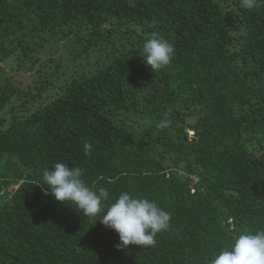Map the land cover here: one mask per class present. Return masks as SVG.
Segmentation results:
<instances>
[{"label": "trees", "instance_id": "1", "mask_svg": "<svg viewBox=\"0 0 264 264\" xmlns=\"http://www.w3.org/2000/svg\"><path fill=\"white\" fill-rule=\"evenodd\" d=\"M49 31L102 61L26 115L0 116V264H210L234 236L264 230V4L0 0V112L20 92L5 62L22 69ZM153 33L175 46L162 70L142 56ZM56 162L109 201H156L170 227L155 246L118 249L99 216L45 194Z\"/></svg>", "mask_w": 264, "mask_h": 264}, {"label": "clouds", "instance_id": "2", "mask_svg": "<svg viewBox=\"0 0 264 264\" xmlns=\"http://www.w3.org/2000/svg\"><path fill=\"white\" fill-rule=\"evenodd\" d=\"M258 4H264V0H242V5L250 11ZM174 53L175 46L157 33H153L142 48L144 61L152 70L169 66ZM168 123L162 121L161 127ZM91 147V144H85L86 154H90ZM43 182L41 185H47L46 195L50 189L56 201L70 206L74 204L84 216H99L106 228L119 235L118 249L129 245L155 246L157 234L170 227V213L156 201L134 196L128 191H122L109 201L108 191L90 187L80 167L56 162L44 172ZM232 239L233 243L216 254L210 264H264V230L245 231Z\"/></svg>", "mask_w": 264, "mask_h": 264}, {"label": "rangeland", "instance_id": "3", "mask_svg": "<svg viewBox=\"0 0 264 264\" xmlns=\"http://www.w3.org/2000/svg\"><path fill=\"white\" fill-rule=\"evenodd\" d=\"M47 41L38 46L37 53L32 56L22 67H12L10 62H5L11 84L20 92L8 102L6 108L0 112V116L18 115L23 116L30 112L36 105L45 101L48 96L55 93L65 85L72 76L94 68L97 62L102 61L100 55L92 51H85L84 40L79 41L74 36L52 33L49 31ZM48 76V77H47ZM38 85H48L43 94V100H36L35 95L39 92ZM28 107L25 110V107ZM15 109L12 110V108ZM193 132H190L192 135ZM12 188L11 190H13Z\"/></svg>", "mask_w": 264, "mask_h": 264}, {"label": "built area", "instance_id": "4", "mask_svg": "<svg viewBox=\"0 0 264 264\" xmlns=\"http://www.w3.org/2000/svg\"><path fill=\"white\" fill-rule=\"evenodd\" d=\"M192 179H194L195 183L199 181V177H197V176H193Z\"/></svg>", "mask_w": 264, "mask_h": 264}]
</instances>
